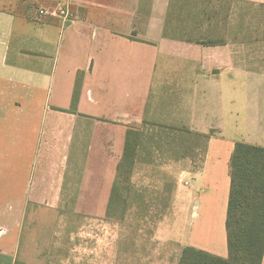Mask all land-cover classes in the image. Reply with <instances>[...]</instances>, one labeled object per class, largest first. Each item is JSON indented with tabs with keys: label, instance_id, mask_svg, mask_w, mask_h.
Segmentation results:
<instances>
[{
	"label": "crops",
	"instance_id": "0c3cea01",
	"mask_svg": "<svg viewBox=\"0 0 264 264\" xmlns=\"http://www.w3.org/2000/svg\"><path fill=\"white\" fill-rule=\"evenodd\" d=\"M206 1L0 0V158L16 159L20 174L35 162L29 185L39 205H60L74 188L66 165L75 137L83 175L94 157L105 159L102 183L87 178L80 188L97 201L81 204L146 207L163 190L169 208L155 236L177 245L174 260L157 247L153 261L126 264H178L186 246L226 257L231 153L237 141L264 147V14L256 27L246 19L234 34L203 37L213 22L198 18ZM126 141L134 160L128 196L116 201ZM6 240L0 253L13 256ZM111 253L98 264H121Z\"/></svg>",
	"mask_w": 264,
	"mask_h": 264
},
{
	"label": "rangeland",
	"instance_id": "374dc122",
	"mask_svg": "<svg viewBox=\"0 0 264 264\" xmlns=\"http://www.w3.org/2000/svg\"><path fill=\"white\" fill-rule=\"evenodd\" d=\"M184 1L187 3L189 0ZM201 10L202 16L198 17L199 19H213L210 30H205L203 37L216 38L234 34L239 24H244L246 19L249 20L250 26L256 27V23L264 14V7L236 0H207ZM185 15L188 17L189 14ZM194 36L199 37V34ZM15 97L4 95V99L8 98L9 101ZM9 113L11 117L13 111L10 110ZM9 137V147H12L11 144H16L13 139L15 135ZM79 145L80 139L75 137L68 148L66 165V177H72L73 181L71 180L69 185L74 188L62 191V204L57 206L31 202L38 198L33 195V189L29 185L33 172L31 168H34L35 162L25 163V172L20 174L21 172L17 171L20 164L16 159L0 158V237L7 238L5 244L13 250L12 255L26 264H98L112 261L111 251L115 247L118 251L115 256L120 257L121 264H126L130 257H137V261H144L147 257L149 261H153L154 257L158 256L154 249L163 247L169 250L170 261L174 260L177 245L172 242L162 243L155 236L162 213L169 208L163 207L164 191H158L157 197L149 195L155 198L153 202L149 201V206L129 207L124 204L128 207L124 213L118 207L112 212L113 215L106 212L105 205L81 204L97 201L83 200L81 194L86 192L80 188L87 178L94 184L102 183L104 175H99L96 171L104 170L105 159L94 157L90 162L93 174L83 175L80 167L85 165V157L81 155ZM109 163H112V160L107 161V165ZM156 179H159L158 175ZM18 183L25 186V189H17ZM122 183L125 184L120 180L118 185ZM93 191L97 193L99 190ZM48 192L54 194V191ZM145 247L152 250L149 249L145 254ZM133 249L138 253L135 254Z\"/></svg>",
	"mask_w": 264,
	"mask_h": 264
},
{
	"label": "trees",
	"instance_id": "16d2710c",
	"mask_svg": "<svg viewBox=\"0 0 264 264\" xmlns=\"http://www.w3.org/2000/svg\"><path fill=\"white\" fill-rule=\"evenodd\" d=\"M75 102V96L74 100ZM134 145L125 143L123 155L116 169L110 199L125 201L128 196L130 167ZM121 176L123 179H121ZM230 189L225 221L227 256L186 246L182 248L178 264H261L264 254V147L237 141L229 160ZM120 180L124 183L118 185ZM124 184V185H123ZM124 204H109L106 212ZM0 264H23L13 256L0 253Z\"/></svg>",
	"mask_w": 264,
	"mask_h": 264
}]
</instances>
